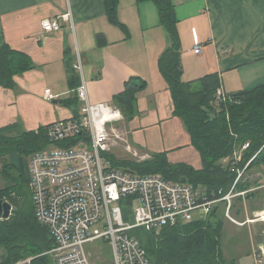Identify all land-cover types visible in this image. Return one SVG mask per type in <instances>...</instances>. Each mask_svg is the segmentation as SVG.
<instances>
[{
	"label": "crops",
	"instance_id": "obj_1",
	"mask_svg": "<svg viewBox=\"0 0 264 264\" xmlns=\"http://www.w3.org/2000/svg\"><path fill=\"white\" fill-rule=\"evenodd\" d=\"M172 2L184 82L217 74L227 94L264 83V0ZM117 11L127 30L110 21L103 0H0V36L32 61L29 70L15 77L13 89L0 86V130L10 128L16 135L75 118L78 107L71 100L77 93L71 81L78 76L92 104L110 105L129 79L140 78L147 86L137 95L138 115L128 127L120 124L121 133L129 143L159 153L191 147L192 166L201 169V155L182 120L173 114L172 93L159 70L168 35L157 7L149 0H119ZM69 12L72 19H63ZM53 18L60 20L61 29L47 33L42 23ZM198 44L200 53L195 52ZM78 60L82 75L75 68ZM46 89L58 98L47 101ZM256 170L250 179L256 184L238 198L232 213L237 226L257 224L263 236L264 221L257 218L264 212V173ZM257 246L259 256H264L263 239L257 238Z\"/></svg>",
	"mask_w": 264,
	"mask_h": 264
},
{
	"label": "trees",
	"instance_id": "obj_2",
	"mask_svg": "<svg viewBox=\"0 0 264 264\" xmlns=\"http://www.w3.org/2000/svg\"><path fill=\"white\" fill-rule=\"evenodd\" d=\"M103 1L110 21L127 30L118 19L119 0ZM149 1L157 7L160 25L168 35V46L159 58V70L172 93L173 114L182 120L190 134L192 145L201 155L202 168L171 163L167 152L153 154L145 161L120 159L114 154L109 158L115 168L134 175H160L169 181L188 183L205 190L212 199L220 198V191L227 193L234 184L239 192L250 190L256 182H251L249 175L256 169L264 173V83L251 90L226 93L223 98L217 94L222 88L217 74L184 82L174 4L172 0ZM31 66L28 56L13 50L0 36L1 87L13 89L15 77ZM81 84L79 76L71 81L76 93ZM146 86L142 79L131 78L124 90L115 95L111 105L121 110L126 121L138 115L137 95ZM72 102L78 107L77 119L82 106L78 93ZM76 142L52 144L46 126L16 135L10 128L0 130V199L13 207L8 219H0V264H53L50 251L55 240L36 216L31 177L29 173L26 177L24 171L34 154L55 147H71ZM243 170L238 180L239 171ZM222 213L217 207L206 220L165 227L159 232L137 229L133 235L147 250L152 264H230L223 250Z\"/></svg>",
	"mask_w": 264,
	"mask_h": 264
},
{
	"label": "built area",
	"instance_id": "obj_3",
	"mask_svg": "<svg viewBox=\"0 0 264 264\" xmlns=\"http://www.w3.org/2000/svg\"><path fill=\"white\" fill-rule=\"evenodd\" d=\"M63 19H72L71 12ZM42 27L47 33L56 32L61 23L58 18L45 19ZM200 51L198 44L195 52ZM75 68L82 75L79 60ZM77 93L82 104L79 118L46 126L52 144H76L36 153L29 162L36 216L55 240L50 251L54 264H91L85 245L101 239L112 247L113 264H152L147 250L133 235L135 230L159 232L206 220L221 202L228 204L227 217L239 224L230 214L232 199L250 190L239 192L233 185L231 191H220L221 197L212 199L205 190L188 183L115 168L109 158L114 147L122 145L136 160L147 157H141L117 127L125 121L120 109L108 103L92 104L84 81ZM217 94L226 98L222 89ZM44 96L50 102L58 98L51 89H46ZM243 173L239 171L238 180ZM136 202L139 207L133 212ZM257 220L264 221V212ZM258 259L264 262L259 255Z\"/></svg>",
	"mask_w": 264,
	"mask_h": 264
},
{
	"label": "rangeland",
	"instance_id": "obj_4",
	"mask_svg": "<svg viewBox=\"0 0 264 264\" xmlns=\"http://www.w3.org/2000/svg\"><path fill=\"white\" fill-rule=\"evenodd\" d=\"M136 118V117H135ZM131 120H125L121 124L128 127V125L135 119ZM120 126V125H119ZM117 126V127H119ZM131 146L135 151L139 153V155L146 156V159H140L138 157L137 161H145L151 157V155L159 153L156 151H153L151 149H147L146 147L142 145H134L133 143H130ZM195 148V146H193ZM196 149V148H195ZM197 150V149H196ZM199 152V151H198ZM168 153V152H167ZM173 153V152H171ZM168 153V159L171 163H186L189 165H194V151L191 149V147H185L182 150H179V153L175 152L171 154ZM113 154L117 158H123V159H135L130 153L126 152L122 145L114 147L113 148ZM171 154V155H170ZM170 155V156H169ZM180 157L191 160V161H184L183 159H180ZM183 160L182 162H180ZM229 160H226L228 162ZM29 164V163H28ZM27 164L28 168L25 169L24 174L29 175L30 174V168ZM253 173H258L254 170ZM29 173V174H28ZM252 175V174H251ZM251 175L250 179H251ZM254 175V174H253ZM31 177V174H30ZM1 179V178H0ZM255 179V178H254ZM0 186H1V180H0ZM236 186V184H234ZM233 187V186H232ZM31 188V187H30ZM236 189V187H235ZM232 190V189H231ZM230 190V191H231ZM237 190V189H236ZM238 198L234 197L232 199V208L230 211V214L234 217L236 204ZM139 207V202H136L133 207V212ZM218 207L222 213V217L224 220V231H223V250L228 260H231V262H234L235 264H264L259 263V259L256 255H259L258 250L259 247L257 246V238L263 239L264 243V235L262 236L260 234V230L258 229V225H250L245 227H239L236 224H233V222L227 217V208L228 204L221 202L218 204ZM233 211V213H232ZM210 217V216H209ZM241 220H245L246 217L239 216L238 217ZM132 220H134V213L132 215ZM264 226V223H263ZM259 230V231H258ZM85 249L87 254L90 258L91 264H113V250L109 242H107L105 239L97 240L95 242H91L85 245ZM258 253V254H257ZM264 253V251H263ZM256 254V255H255ZM264 259V257H260V259ZM54 264V262H53Z\"/></svg>",
	"mask_w": 264,
	"mask_h": 264
},
{
	"label": "water",
	"instance_id": "obj_5",
	"mask_svg": "<svg viewBox=\"0 0 264 264\" xmlns=\"http://www.w3.org/2000/svg\"><path fill=\"white\" fill-rule=\"evenodd\" d=\"M13 207L12 205L5 200L0 199V219H8L12 215ZM230 264H235L230 262Z\"/></svg>",
	"mask_w": 264,
	"mask_h": 264
}]
</instances>
